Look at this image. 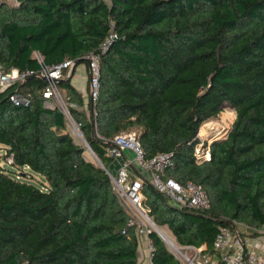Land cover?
<instances>
[{
  "label": "trees",
  "instance_id": "obj_1",
  "mask_svg": "<svg viewBox=\"0 0 264 264\" xmlns=\"http://www.w3.org/2000/svg\"><path fill=\"white\" fill-rule=\"evenodd\" d=\"M113 27L119 37L102 53ZM35 52L47 65L101 55L95 106L71 77L59 86L107 168L106 141L137 129L147 156L172 153L165 178L206 190L209 210L176 208L144 182L149 215L178 244L205 245L220 264V228L264 224V0L0 1V64L35 72L0 94V149L5 159L14 154L13 168H0V264H138L130 213L107 171L75 141L66 113L44 105ZM16 88L31 94L30 106L9 101ZM228 106L236 117L227 137L198 164L201 126ZM32 172L45 180L30 181ZM149 235L155 264H180L157 232Z\"/></svg>",
  "mask_w": 264,
  "mask_h": 264
},
{
  "label": "built area",
  "instance_id": "obj_2",
  "mask_svg": "<svg viewBox=\"0 0 264 264\" xmlns=\"http://www.w3.org/2000/svg\"><path fill=\"white\" fill-rule=\"evenodd\" d=\"M118 37L117 31L113 27L102 43V53L106 52ZM34 57L41 66L37 75L47 81L44 91V105L50 108L59 106L66 113L69 120L79 128L80 124L72 118L59 86L61 79L70 74L68 71L71 72L75 61L67 59L58 64L47 65L39 52H35ZM87 60L90 71V100L92 105L95 106L100 89L101 55L91 53L87 56ZM31 75H35V72L31 70L20 71L17 68L8 71L0 64V94L9 87L24 82ZM7 98L16 106H30L32 103L31 94L24 93L19 88L10 92ZM106 142V155L112 160L120 162L115 172L107 168V173L121 203L130 213L128 225L135 228L137 237L149 235L152 230L156 229L159 235L166 240L169 250L179 260L180 264H218L217 261H213L211 255H202V252L206 250L205 245L196 247L171 244L165 234L156 227L149 215V207L145 204L146 195L143 191L144 182L147 180L176 208L209 210L211 200L206 190L194 182L180 183L173 178H165L167 170L175 166L172 153L160 152L153 157L147 156L139 140L137 129L123 131ZM93 153L98 157L95 152ZM194 156L198 164L210 160V148L203 149V140L195 146ZM5 160L8 165L12 166L14 164V154L11 153ZM250 230L257 232L258 236L264 238V224L258 228H250ZM148 247L149 264H155L153 262L155 244L151 238L148 239ZM214 249L219 253L220 264H264V246L249 244L244 235L236 228H220L214 240ZM189 251L191 254H189Z\"/></svg>",
  "mask_w": 264,
  "mask_h": 264
},
{
  "label": "rangeland",
  "instance_id": "obj_3",
  "mask_svg": "<svg viewBox=\"0 0 264 264\" xmlns=\"http://www.w3.org/2000/svg\"><path fill=\"white\" fill-rule=\"evenodd\" d=\"M5 4L7 7L11 8L13 6H16L17 5V0H1V4ZM89 66V64H88ZM68 73H70L68 71ZM87 91L88 93H90V84H89V81H88V84H87ZM62 95H63V98H64V101L66 102V104H70L68 99H67V96H66V92L65 91H62ZM235 117H236V111L231 108V107H227L225 108V110L217 117V118H212L208 121H206L200 128V131H199V137H200V141L203 140V149H207V148H210L211 144L216 141V140H219V139H224L227 137V134L229 132V130L231 129L232 127V124L235 120ZM71 123V131H72V134L75 138V141L78 143V144H81V145H84L86 148H87V152H86V157L88 159H91V160H94V161H97L94 157V155L92 154V152L89 150L88 148V144L86 143L85 141V137L83 135V133L81 132V130L74 124L70 121ZM206 123H211V125L208 127V128H205L204 129V125ZM2 145L0 144V147ZM4 154H5V151L3 149H0V168H6V169H12L13 166L11 165H8L6 160H5V157H4ZM108 168L111 170L110 168V164L108 163ZM113 172V170H111ZM24 172H31V170L25 168L24 169ZM33 173V176L34 178H29L30 181L40 185L41 181H44V177L41 176L40 174H37V173ZM22 178H24L25 176H23L21 174ZM235 228L237 230H239L240 232L244 233V235H248V236H252L251 232H250V229L247 228V225L243 222H237L235 223ZM162 231L169 237V232L166 228H162ZM170 239H172L171 237H169ZM175 241V240H174ZM166 243V241H164ZM167 247L169 246L167 243H166ZM177 246H181L180 244L176 243ZM189 254H191V252L189 251ZM204 254H208L210 255L209 253L203 251L202 252V255ZM213 261H216V258L213 259Z\"/></svg>",
  "mask_w": 264,
  "mask_h": 264
},
{
  "label": "crops",
  "instance_id": "obj_4",
  "mask_svg": "<svg viewBox=\"0 0 264 264\" xmlns=\"http://www.w3.org/2000/svg\"><path fill=\"white\" fill-rule=\"evenodd\" d=\"M67 77H71L72 84L83 95L85 102H88V99H90V93H88V91H87L88 90L87 84H88L89 77H90L88 62L87 61L81 62L79 64L77 63L76 65H74L70 74L67 75ZM109 164H110L111 170H113V172H115L118 169L120 162L118 160H111ZM155 225L159 229L166 228L169 232V235H170L169 237H171L172 239L175 240L176 243H178L176 241L174 234L172 233V231L170 230V228L167 225L159 226L156 223H155ZM244 237L247 239L249 244H252V245L254 244L255 246H264V238L262 236L260 237V236L244 235ZM148 239H150V235H142L141 237L138 238V240H139L138 264H149ZM162 239L164 241H166L164 238H162Z\"/></svg>",
  "mask_w": 264,
  "mask_h": 264
},
{
  "label": "water",
  "instance_id": "obj_5",
  "mask_svg": "<svg viewBox=\"0 0 264 264\" xmlns=\"http://www.w3.org/2000/svg\"><path fill=\"white\" fill-rule=\"evenodd\" d=\"M75 64H77V62L75 63ZM86 141V140H85ZM88 144V143H87ZM88 148H89V150L92 152V154L94 155V151L92 150V148L90 147V145L88 144ZM94 157H95V159L97 160V162L107 171V167L103 164V162L101 161V159H99L98 157H96L95 155H94ZM154 231L155 232H157L158 233V231L156 230V229H154ZM159 234V233H158Z\"/></svg>",
  "mask_w": 264,
  "mask_h": 264
},
{
  "label": "bare ground",
  "instance_id": "obj_6",
  "mask_svg": "<svg viewBox=\"0 0 264 264\" xmlns=\"http://www.w3.org/2000/svg\"><path fill=\"white\" fill-rule=\"evenodd\" d=\"M210 125H211V123H206V124L204 125V129H205V128H208ZM158 229H159V228H158ZM159 230H161V232L164 233V232L162 231V229H159ZM164 234H165V233H164ZM165 236L169 239V242H170L171 244L176 245V242L174 241V239H170L166 234H165ZM176 246H177V245H176Z\"/></svg>",
  "mask_w": 264,
  "mask_h": 264
}]
</instances>
